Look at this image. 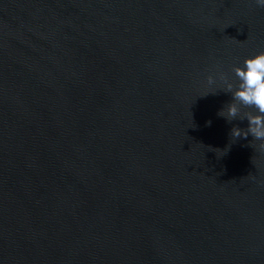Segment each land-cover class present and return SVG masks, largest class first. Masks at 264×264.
<instances>
[{
  "label": "water",
  "instance_id": "1",
  "mask_svg": "<svg viewBox=\"0 0 264 264\" xmlns=\"http://www.w3.org/2000/svg\"><path fill=\"white\" fill-rule=\"evenodd\" d=\"M262 51L253 0H0V264H264V152L207 84Z\"/></svg>",
  "mask_w": 264,
  "mask_h": 264
},
{
  "label": "clouds",
  "instance_id": "2",
  "mask_svg": "<svg viewBox=\"0 0 264 264\" xmlns=\"http://www.w3.org/2000/svg\"><path fill=\"white\" fill-rule=\"evenodd\" d=\"M253 2L257 8L264 9V0H253ZM232 72L238 83L231 81L222 71L216 72L215 79L212 75L207 77L208 85L217 84L219 81L223 92L230 93L232 97L231 102L226 104L217 115L229 123L233 120H246V129L232 127L230 136L233 142L238 138L247 139L251 136L252 141L259 142L257 145L259 151L264 152V51L246 58L243 65L233 67ZM206 123L208 126L211 125V121Z\"/></svg>",
  "mask_w": 264,
  "mask_h": 264
}]
</instances>
